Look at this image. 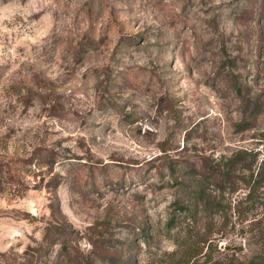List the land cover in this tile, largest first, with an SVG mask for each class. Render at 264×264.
Returning <instances> with one entry per match:
<instances>
[{
  "label": "rangeland",
  "instance_id": "obj_1",
  "mask_svg": "<svg viewBox=\"0 0 264 264\" xmlns=\"http://www.w3.org/2000/svg\"><path fill=\"white\" fill-rule=\"evenodd\" d=\"M263 31L264 0H0V264H182L184 165L215 196L218 163L264 153ZM199 208L219 231L192 263L259 250L241 230L257 210ZM50 225L69 255H38Z\"/></svg>",
  "mask_w": 264,
  "mask_h": 264
},
{
  "label": "trees",
  "instance_id": "obj_2",
  "mask_svg": "<svg viewBox=\"0 0 264 264\" xmlns=\"http://www.w3.org/2000/svg\"><path fill=\"white\" fill-rule=\"evenodd\" d=\"M264 33V31H263ZM262 43L264 42V34ZM246 84H244V76L240 75L235 84V89L238 95L243 93ZM244 103V115L248 112L250 115L254 114L261 107L260 95H243ZM246 116V120L243 122V127L250 122V115ZM185 170L182 173V179L180 184H185V186L191 185L192 188L189 190L188 195H194L196 197L195 204L187 203L185 196H181L175 204L176 208L185 213V215L193 216L191 223L189 224L187 230V242L183 245L178 246V251L176 254L180 253V261L182 264H191L193 259L201 252L199 245L196 242V239L203 237V242L213 240L216 232V225L218 224L213 218L211 223H204L201 219H197L195 213L201 211L199 206L203 209L202 211L211 213L215 215L221 213L225 217H229L232 212L245 214L249 211L254 212V218L250 224H244L241 228L242 232L248 233L250 238L259 245V250L249 256L241 257L239 254H205V260L202 263L198 264H264V153L262 150L256 149H241L233 153L230 157L226 158L223 164L218 163L217 168L213 170V174L216 175V181L219 184L220 193L213 196L207 194V190L204 186L194 187L195 180L198 179V168L196 164H185ZM240 173V176H237ZM236 176V177H235ZM239 177V179H238ZM238 180H240L238 182ZM177 181V180H176ZM243 185V186H240ZM189 187V188H190ZM238 188H242L243 195L235 199L233 202L232 199H229L230 193L237 191ZM199 208V209H198ZM194 213V214H193ZM256 214L259 217H256ZM194 219V220H193ZM67 235L69 232L66 230H60L55 228L53 225L47 227V230L44 235V241L40 244V247L37 248L38 255L40 257H45L47 247L50 245H55L57 243H62V252L64 255L70 254L71 247L67 244H63L67 240ZM147 237L152 236L149 232L144 234ZM62 240L56 241V237H60ZM46 243V245H44ZM211 245V244H210ZM47 246V247H46ZM202 249V248H201ZM101 264H132L126 263L124 258L119 254L116 256L114 253L108 252L102 255ZM198 261H194L192 264H197ZM89 260H86L84 264H90Z\"/></svg>",
  "mask_w": 264,
  "mask_h": 264
}]
</instances>
